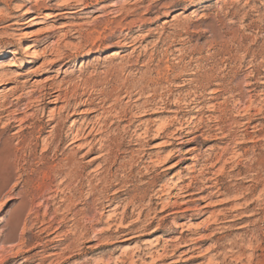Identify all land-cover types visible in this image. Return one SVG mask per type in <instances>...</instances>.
Listing matches in <instances>:
<instances>
[{"label":"rangeland","instance_id":"1","mask_svg":"<svg viewBox=\"0 0 264 264\" xmlns=\"http://www.w3.org/2000/svg\"><path fill=\"white\" fill-rule=\"evenodd\" d=\"M67 1L0 0V108L58 85L71 103L61 148L81 124L106 127L93 150L83 141L66 148L82 166L81 193L63 201L65 189L52 201L60 178L46 194V167L63 157L51 159L58 145L51 128L40 141L39 127L24 130L22 142L13 133L32 113L47 121L63 98L43 103L34 94L9 129L1 120L0 264H264V0H74L75 12L59 14ZM176 129L183 139L171 138ZM108 149L125 155L105 163ZM187 192L196 194L182 204ZM76 203L83 215L54 232ZM56 214L54 226L32 238ZM121 228L136 236L122 241ZM168 248L174 257L156 262Z\"/></svg>","mask_w":264,"mask_h":264},{"label":"bare ground","instance_id":"2","mask_svg":"<svg viewBox=\"0 0 264 264\" xmlns=\"http://www.w3.org/2000/svg\"><path fill=\"white\" fill-rule=\"evenodd\" d=\"M73 1L74 0H69V1H67L64 5H63V9L64 10H62L61 11V13H59V14H65V13H72V12H75V11H72V7L74 6L73 5ZM79 4H82V5H84L85 7L86 6H88L85 2H82V1H80L79 2ZM135 23V22H134ZM134 41V40H133ZM132 41V42H133ZM124 44V43H123ZM126 44L128 45V46H132V44H131V42L130 41H128V42H126ZM33 45H30V47L29 48H31ZM29 48H27V50L29 49ZM121 53V50L120 49H116L115 51H114V54L116 55V54H120ZM89 54V53H88ZM113 55V54H112ZM139 56V55H138ZM167 56V55H166ZM11 60H14L13 58L11 59ZM58 60V59H57ZM54 61H56V60H54ZM54 61H52L51 63H54ZM253 72V71H252ZM181 74V73H180ZM197 79V78H196ZM221 82V81H220ZM254 86V85H253ZM196 89V88H195ZM227 89V88H226ZM219 91V90H218ZM234 91V90H233ZM29 93H31L30 94V97H29V99H26L24 96L22 97V96H16V97H14L13 98V100H15L16 102L15 103H13V102H10V101H8L9 102V104L7 105V107H5V106H1V108H0V123H1V120H3V119H5L6 121L4 122L3 121V128L4 129H9L10 127H11V122L12 121H15V119L14 120H11V118H13L15 115H18L19 113H20V111L19 110H22V109H20V107H21V105H19L20 103H22V101L24 100V99H26V100H28L25 104H23L24 105V109H29L30 108V106L32 105V103H33V101H31L30 100V98L33 100V95L34 94H37L38 93V96H36L34 99L36 100V101H39V102H43L44 103V101H47V102H51V101H54V100H59V99H61V98H63V101H64V105L62 106V107H60L59 108V110H58V113L57 114H54V113H49L48 115H47V121H44L43 119H44V117H45V114L44 113H42V115H41V117H39V115H38V113H35V114H33L32 113V115L31 116H29V117H27V119L26 120H24L23 122H29V120H30V122L25 126V127H22V126H20V130H16L14 133H13V135L15 136V138H17L19 141L18 142H22L23 141V139H24V130H26V129H28V130H33V129H35L36 127H39V129L36 131V133H38L39 134V136L37 135V139L40 141V139H39V137H40V135L42 136V134H44V132H46V130L45 129H47V128H51L49 131H47V132H50L51 134L50 135H53L54 136V138L58 141L57 142V146H56V149H55V151H54V153H53V151H52V153H53V156H52V161H55L56 159H60L59 157H63L62 159H60L59 160V162L57 163V164H50L49 163V165H47V167H46V169H47V172L46 173H49V174H52V176L50 177V178H48V176H46L47 178H48V184H50L49 185V187H48V189H47V193L46 194H48L50 191H52V188H51V183L53 182V180H56V179H59L60 178V182L59 183H57L56 185H57V187H56V189H53V191H54V193H55V195H53V196H51L53 193H51V195L49 196V197H51L49 200H52V201H54V200H56V198H57V196H58V194L59 193H62V192H64V190L66 189L68 192V194H67V196H65V197H63L64 198V200L63 201H69V200H71V199H73L74 197H76L79 193H81L80 191H81V189H82V166H80L79 165V163H77L76 162V160H75V158L72 156V155H70V156H64L65 154H64V151L65 150H67L66 148L68 147V146H71V145H74V144H76L75 146L76 147H78V148H82V144L80 143V142H85L86 144H87V146H89V145H91L89 148L91 149V150H93V143L92 142H94L95 141V138H96V136L97 135H99L100 133H102L103 132V128L104 127H106V124L105 123H102L101 125H100V127H99V129H96L95 128V126L94 125H92L91 127H89V124H87V126L85 127V128H82V124L79 126V127H77L76 129H73V130H71L70 131V133H69V142H68V144H67V147L66 148H64V147H60L61 145H63L65 142H64V140H63V137H62V132H61V129L59 128V126H60V123H61V121H62V118L64 117V113L65 112H67L70 108H71V103H70V100L67 98V90H61L60 89V87L58 86V85H56V86H54V85H52V84H49V85H47V84H44V85H42V87H41V89L40 90H38L37 92L36 91H33L32 90V92H29ZM29 93L28 94H26L27 96H29ZM56 93H58V94H56ZM56 94V95H55ZM191 94V93H190ZM216 95V94H215ZM22 97V98H21ZM214 97V96H213ZM24 98V99H23ZM212 98V97H211ZM72 99V98H71ZM34 100V102H36ZM199 100V99H198ZM149 101V100H148ZM6 102V101H5ZM87 102V101H86ZM192 102H196V101H192ZM236 102V101H235ZM24 103V102H23ZM42 103V104H43ZM89 103V102H88ZM189 103V102H188ZM215 103V102H214ZM40 104V103H39ZM81 104H86V103H84V101L81 103ZM162 104V103H161ZM191 105V104H190ZM196 105V104H195ZM223 105V104H222ZM33 106H35V105H33ZM77 106V105H76ZM105 106V105H104ZM200 106V105H199ZM215 106V105H214ZM32 107V106H31ZM116 107V106H115ZM193 107V106H192ZM196 107V106H195ZM210 107V106H209ZM220 107V106H219ZM12 108V109H11ZM23 108V107H22ZM138 108V107H137ZM198 108V107H197ZM200 108V107H199ZM247 108V107H246ZM93 109V108H92ZM204 109V108H203ZM217 109H219V108H217ZM96 110V109H95ZM117 110V109H116ZM142 111H143V109H141ZM144 110H145V108H144ZM197 110V109H196ZM207 110V109H206ZM213 110H215V108H213ZM168 111V110H167ZM171 111V110H170ZM190 111V110H189ZM202 111V110H201ZM204 111V110H203ZM22 112V111H21ZM127 112V111H126ZM173 112L175 113V111L173 110ZM199 112V111H198ZM91 113V112H90ZM101 113V112H100ZM173 113V114H174ZM246 113V112H245ZM147 114V113H146ZM137 115V114H136ZM143 115V114H142ZM175 115V114H174ZM107 117V116H106ZM177 117H178V115H177ZM200 117H202V116H200ZM96 118V117H95ZM102 118V117H101ZM176 118V117H175ZM247 118V117H246ZM191 119H193V118H191ZM190 119V120H191ZM57 120V122H56V124H54V125H52V126H50L51 125V123L52 122H54V121H56ZM94 120V119H93ZM92 120V121H93ZM107 119H105V117H104V121H106ZM177 120V119H176ZM180 120V119H179ZM97 121H99V120H97ZM118 121V120H117ZM205 121V120H204ZM216 121H218V120H216ZM240 121V120H239ZM22 122V123H23ZM49 122V123H48ZM89 122V121H88ZM90 122H91V120H90ZM94 122H96V121H94ZM172 122V121H171ZM176 122V121H175ZM179 122V121H178ZM177 122V123H178ZM200 122H201V120H200ZM203 122V121H202ZM241 122V121H240ZM249 122H250V120H249ZM83 123V122H82ZM93 123V122H92ZM111 123V122H110ZM173 123H174V120H173ZM182 123V122H181ZM195 123H197V122H195ZM246 123H248V122H246ZM185 124V123H184ZM188 124V123H187ZM200 124V123H199ZM241 124H242V122H241ZM40 125V126H39ZM119 125V124H118ZM172 125H174V124H172ZM178 125V124H177ZM202 125V124H201ZM254 125H256V124H254ZM110 126V125H109ZM125 126V125H124ZM133 126V125H132ZM175 126V125H174ZM179 126V125H178ZM191 126H192V123H191ZM239 126H241V125H239ZM245 126H247V125H245ZM111 127V126H110ZM117 127V126H116ZM115 127V128H116ZM180 127V126H179ZM190 127V126H189ZM198 127V126H197ZM201 127V126H200ZM203 127V126H202ZM243 127V126H242ZM241 127V128H242ZM248 127H250V126H248ZM98 128V127H97ZM123 128V127H122ZM121 128V129H122ZM127 128H129V127H127ZM182 128H183V124H182ZM184 128H186V127H184ZM209 128H212V127H209ZM258 128V127H257ZM120 129V128H119ZM165 129H167V127L165 126ZM170 129V128H169ZM199 129H201V128H199ZM220 129V128H219ZM218 129V130H219ZM256 129V128H255ZM129 130V129H128ZM128 130H126V131H128ZM179 130V131H178ZM176 129V131L173 133V134H171V138L173 139V140H181V139H183L182 137H181V135H182V131H181V129ZM187 130V129H186ZM189 130V129H188ZM195 130V129H194ZM210 130V129H209ZM237 130V129H236ZM253 130V129H252ZM251 130V131H252ZM69 131V130H68ZM106 131H108V130H106ZM123 131V130H122ZM145 131V130H144ZM146 131H147V128H146ZM193 131V130H192ZM212 131V130H211ZM213 131H214V129H213ZM139 132V131H138ZM185 132V131H184ZM191 132V131H190ZM190 132H186V133H190ZM216 132V131H215ZM224 132V131H223ZM246 132V131H245ZM244 132V133H245ZM142 133V132H141ZM137 134V136H140V135H142V134ZM171 133V132H170ZM192 133V132H191ZM217 133V132H216ZM216 133H215V135H216ZM244 133H241L242 134V137H243V134ZM65 134V133H64ZM67 134V133H66ZM133 134V133H132ZM146 134V133H145ZM184 134V133H183ZM203 134V133H202ZM221 134H224V133H220L219 135H220V137H221ZM226 134H228V133H226ZM237 134V133H236ZM236 134H234V135H236ZM135 135V134H134ZM201 135V134H200ZM225 135V134H224ZM251 134L249 133V136H250ZM255 135V134H254ZM136 136V135H135ZM143 137H146V136H144V135H142ZM241 136V135H240ZM246 136V135H245ZM50 137V136H49ZM91 137V140H89L88 141V138H90ZM170 137V136H169ZM216 137V136H215ZM219 137V138H220ZM222 137H225V136H223L222 135ZM221 137V138H222ZM232 137V136H231ZM250 137H252V136H250ZM131 138V137H130ZM142 138V137H141ZM141 138H139V139H141ZM235 138V137H234ZM237 138V137H236ZM248 138V137H247ZM44 139V138H43ZM51 139V138H50ZM65 139V138H64ZM103 139V138H102ZM134 139H136V138H134ZM148 139V138H147ZM194 139V138H193ZM215 139V138H214ZM227 139H229V138H227ZM238 139V138H237ZM25 140V139H24ZM53 140V139H52ZM100 141H103V140H101V139H99ZM124 140V139H123ZM132 140V139H131ZM217 140V139H216ZM240 140V139H239ZM252 140V139H251ZM256 140V139H255ZM46 141V140H45ZM49 141V140H48ZM51 141V140H50ZM49 141V142H50ZM98 141V140H97ZM134 141V140H133ZM132 141V142H133ZM137 141H139V140H137ZM236 141V140H235ZM246 141V140H245ZM254 141V140H253ZM42 142H44V141H42ZM145 142V141H144ZM179 142V141H178ZM228 142V141H227ZM233 142V141H232ZM4 142H2V144H3ZM6 143V142H5ZM5 143H4V145H5ZM46 143V142H45ZM52 143V142H51ZM51 143H49V145L48 144H43L45 147H44V149H42V151H43V155L46 153V152H48V151H50V146L51 145H53V144H51ZM99 143V142H98ZM142 143V142H141ZM147 143V142H146ZM66 144V143H65ZM101 144V143H100ZM240 144V143H239ZM249 144V143H248ZM84 145V144H83ZM243 145V144H242ZM137 146V145H136ZM135 146V147H136ZM145 146V145H144ZM234 146V145H233ZM237 146V145H236ZM249 146V145H248ZM253 146H255V145H253ZM103 147H105L104 146V144L103 145H101V148H98V150H102V148ZM143 147V146H142ZM237 148H239V147H237ZM255 148V147H254ZM106 149V148H105ZM139 149H140V147H139ZM104 150V149H103ZM129 150V149H128ZM132 150V149H131ZM252 150H254V149H252ZM105 151V150H104ZM233 151V150H232ZM238 151V150H237ZM92 152V151H91ZM147 152V151H146ZM244 152V151H243ZM254 152V151H253ZM69 153V152H68ZM125 153V151H117V152H115L114 153V155H113V151L111 150V149H108V152H107V155H108V157L105 159V163H111L112 161H116L117 159H120V155L121 154H124ZM130 153H131V151H130ZM224 153V152H223ZM238 153V152H237ZM255 153V152H254ZM67 154V153H66ZM238 154H241V153H238ZM250 154V153H249ZM1 155V154H0ZM125 155V154H124ZM134 155V154H133ZM137 155H139V154H137ZM141 155H142V152H141ZM140 155V156H141ZM237 155V154H236ZM235 155V156H236ZM144 156V155H143ZM149 156H151V154H149ZM217 156V155H216ZM243 156V155H242ZM250 156V155H249ZM248 155H247V158L249 157ZM45 157H47V156H45ZM101 157V155L100 156H95L93 159H91V161L92 160H96L97 158H100ZM122 157V156H121ZM213 157H214V155H213ZM239 157V156H238ZM245 157V156H244ZM243 157V158H244ZM251 157V156H250ZM253 157H255V156H253ZM142 158V157H141ZM208 158H209V156H208ZM220 158V157H219ZM231 158V157H230ZM122 159V158H121ZM156 159V158H155ZM195 159V158H194ZM241 159H242V157H241ZM240 159V160H241ZM261 159V158H260ZM98 160V159H97ZM149 160V162L151 161H153L154 162V160H151L150 158L148 159ZM159 160V159H158ZM224 160H226V158L224 159ZM51 161V160H50ZM252 161V160H251ZM264 161V160H263ZM57 162V161H56ZM117 162H119V161H117ZM140 162V161H139ZM142 162V161H141ZM225 162V161H224ZM229 162V161H228ZM227 162V163H228ZM146 163V162H145ZM158 163V162H157ZM216 163V162H215ZM152 164H154V163H152ZM102 165V164H101ZM226 165V164H225ZM264 165V164H263ZM204 167V166H203ZM205 167H207L206 165H205ZM224 167V166H223ZM104 168V167H103ZM108 168H109V166H108ZM111 168H112V165H111ZM45 169V170H46ZM207 169V168H206ZM109 170V169H108ZM108 170H106V171H108ZM44 171V170H43ZM112 171V170H111ZM117 171V170H116ZM42 172V171H41ZM113 173V172H112ZM45 174V173H44ZM108 174V173H107ZM255 174V173H254ZM47 175V174H46ZM115 177V176H114ZM242 177V176H241ZM43 178V177H42ZM53 179V180H52ZM149 179V178H148ZM251 179V178H250ZM101 180V179H100ZM73 181H76V182H78V185H77V188H73V190L72 189H69V185L73 182ZM103 181V180H102ZM254 181V180H253ZM121 183V182H120ZM148 183V182H147ZM55 184V183H54ZM54 184L52 185V186H54ZM75 184V183H74ZM113 184V183H112ZM216 184V183H215ZM46 185V184H45ZM121 185V184H120ZM119 185V186H120ZM161 185V184H160ZM61 186H62V189H60L61 188ZM64 186V187H63ZM73 186V185H72ZM112 186V185H111ZM118 186V187H119ZM129 186V185H128ZM162 186H163V184H162ZM188 186L190 187V185L188 184ZM187 185H186V187L187 188H189ZM209 186V185H208ZM213 186V185H212ZM211 186V187H212ZM257 186V185H256ZM55 187V186H54ZM110 187V186H109ZM251 187V186H250ZM111 188V187H110ZM149 188V187H148ZM127 189V188H126ZM145 189H147V188H145ZM164 189V188H163ZM180 189V188H179ZM198 189V188H197ZM207 189V188H206ZM33 190H34V188H33ZM129 190V189H128ZM158 190V189H157ZM204 190V189H203ZM258 190V189H257ZM150 191V190H149ZM161 191V190H160ZM180 191V190H179ZM29 192V191H28ZM127 192V191H126ZM154 192V191H153ZM181 192V191H180ZM196 192H198V191H196ZM248 192V191H247ZM117 193V192H116ZM157 193V192H156ZM161 193H162V191H161ZM182 194V193H181ZM196 194V193H195ZM194 193H192V192H190V193H184V198H187V200L185 201V202H181L182 204H186V203H190L191 201H192V196L193 195H195ZM183 195V194H182ZM92 196V195H91ZM35 197V196H34ZM59 197V196H58ZM79 197V196H78ZM109 197V196H108ZM107 197V198H108ZM241 197H243V196H241ZM62 198V199H63ZM158 198V197H157ZM174 198V197H173ZM175 198H178V197H176L175 196ZM182 198V197H181ZM191 198V199H190ZM34 199V198H33ZM44 199V198H43ZM46 199H48V197L47 198H45V200ZM92 199V197L90 198V200ZM171 199V198H170ZM239 199V198H238ZM59 200V199H58ZM88 200V199H87ZM90 200H88V201H90ZM97 200V199H96ZM122 200V199H121ZM237 200V199H236ZM93 201V200H92ZM113 201H114V199L113 200H109L108 199V202H109V205H107V208L109 207V206H111V204L113 203ZM120 201V200H119ZM62 202V201H61ZM79 202V201H78ZM245 202H246V200H245ZM251 202V201H250ZM59 203V202H58ZM68 203V202H67ZM81 203V202H80ZM86 203V202H85ZM98 203V202H97ZM100 203V202H99ZM150 203V202H149ZM176 203H178V202H176ZM192 203V202H191ZM247 203V202H246ZM66 204V203H65ZM157 204V203H156ZM159 204V203H158ZM180 204V203H179ZM54 205V204H53ZM87 205V204H86ZM153 205V204H152ZM172 205H175V203L173 204V202H172ZM247 205V204H246ZM55 206V205H54ZM57 206V205H56ZM78 206H79V204L78 203H76V204H73L70 208H68L67 209V212H65L66 214H62V215H64L63 216V218H62V220L60 221L59 220V222L57 223V226H55L56 228L54 229V232L55 231H58V230H60L63 226H64V224L66 223V222H68V221H71V220H75L80 214H82V209L80 208H78ZM117 206H119V204L117 205ZM48 207H49V205H48ZM52 207V206H51ZM87 207V206H86ZM89 207V206H88ZM116 207V206H115ZM176 207H180L181 208V206H176ZM248 207H250V205H248ZM57 208V207H56ZM64 208V207H63ZM103 208V207H102ZM113 208V207H112ZM171 208V207H170ZM90 209V208H89ZM187 209H189V208H187ZM187 209H183V210H180V211H186ZM248 209V208H247ZM250 209V208H249ZM262 209V208H261ZM54 210V209H53ZM60 210V209H59ZM63 210V209H62ZM95 210V209H94ZM176 210V209H175ZM86 211V210H85ZM114 211V210H113ZM118 211V210H117ZM175 212V211H174ZM57 213V212H56ZM61 213H62V211H61ZM114 213H116V212H114ZM253 213V212H252ZM60 213L58 212V215H59ZM117 214V213H116ZM46 215V214H45ZM83 215V214H82ZM92 215V214H91ZM94 215H96L95 213H94ZM93 215V216H94ZM100 215V214H99ZM113 215H115V214H113ZM26 216H28V215H26ZM25 216V217H26ZM52 216H54V215H52ZM60 216V215H59ZM69 216H71L70 217V219H68V217ZM86 215H84V217H85ZM87 216H90V215H87ZM25 217H22V218H24L25 219ZM46 217V216H45ZM81 217V216H80ZM157 217V216H156ZM227 217V216H226ZM225 217V218H226ZM230 217V216H229ZM28 218V217H27ZM56 218H57V214L55 215V218H53L51 221L49 220V222H47V223H49L50 225H46L47 227H45V228H43V229H41V227H40V231H39V233L40 234H38V235H34L32 238H34V239H41L42 237L41 236H43V235H41L42 233H45L46 231H49L54 225H53V223L55 222L56 223ZM152 218V217H151ZM18 219V218H17ZM50 219V218H49ZM68 219V220H67ZM80 219H82V218H79L78 220H76V222L77 221H79ZM85 219H86V217H85ZM95 219V218H94ZM20 219H18V221H19ZM48 220V219H47ZM99 220V219H98ZM158 220V219H157ZM44 221V220H43ZM93 221H95V220H93ZM123 221V220H122ZM16 222V221H15ZM21 222H22V220H21ZM23 222H25V221H23ZM46 222V221H45ZM87 222H88V220H87ZM91 222V221H90ZM95 222H97V221H95ZM94 222V224H96ZM99 222V221H98ZM41 223V222H40ZM101 223V222H100ZM27 224V223H26ZM45 224V223H44ZM90 224V223H89ZM120 224V223H119ZM133 224H135V223H133ZM15 227H16V225H14ZM88 226V225H87ZM118 226H121V225H118ZM117 226V227H118ZM134 226V225H133ZM127 227H129V226H127ZM143 227V226H142ZM123 228V227H122ZM121 228V229H122ZM135 228V227H134ZM82 229V228H81ZM80 229V230H81ZM123 230V229H122ZM131 231H133V230H131ZM144 231V230H143ZM38 232V231H37ZM86 232V231H85ZM137 232V231H136ZM47 233V232H46ZM102 233V232H101ZM118 233V232H117ZM135 233V232H134ZM104 234V233H103ZM120 237H122V241H128V240H130V239H133L136 235H133V233L131 234L130 232H126L125 230H123V231H121L120 232ZM45 235H47V234H45ZM81 235V234H80ZM60 236V235H59ZM181 236V235H180ZM55 237H58V235H56ZM118 237V236H117ZM179 237V236H178ZM59 238V237H58ZM116 238V237H115ZM56 239V238H55ZM62 239L64 240V239H67V236L65 235L64 236V238L62 237ZM62 239H60L59 238V241H61ZM183 239V238H182ZM169 240V239H168ZM179 240V239H178ZM192 239H190V241H191ZM58 241V242H59ZM114 241V240H113ZM189 241V242H190ZM78 242V241H77ZM182 242H187V240H183ZM42 242H40V244H41ZM180 243V242H179ZM39 243H38V245H40ZM42 244H44V243H42ZM192 244V243H191ZM45 245V244H44ZM156 245H158L157 243H155L153 246L155 247ZM168 245V244H167ZM180 245V244H179ZM188 244H183L182 245V243H181V245L179 246V248H181V247H186ZM169 246H170V244H169ZM172 246V245H171ZM54 247V246H53ZM177 247V246H176ZM235 247H237V246H235ZM166 248V247H165ZM175 248V247H174ZM172 249V251L171 250H169V248L167 249L168 251H171L172 253L169 255V254H164L163 256H161L160 255V258H158V259H156V262H158V261H163V260H167V259H169V258H171V257H174V254L175 253H173V252H175L176 251V249ZM187 250V249H186ZM217 250V249H216ZM69 251V250H68ZM187 251H190V250H187ZM64 252H65V249H63L62 250V253L60 254V256L59 257H61L62 258V255L64 254ZM53 254V253H52ZM141 254V253H140ZM143 254V253H142ZM145 254V253H144ZM57 256V257H58ZM64 256V255H63ZM51 257V256H50ZM49 257V258H50ZM152 257V256H151ZM68 258L69 257H67V260H68ZM142 258V257H141ZM64 259V258H63ZM155 259V258H154ZM142 260V259H141ZM172 260V259H171ZM238 260V259H237ZM42 261H44V260H42ZM42 261H40V263H38V264H41V262ZM65 261V259L63 260V261H61L60 262V264H62L63 262ZM151 261H154V260H151ZM137 262V261H136ZM155 262V261H154ZM154 262H153V264H154ZM135 263V262H134ZM143 263H145V262H143ZM175 263V261H168L166 264H174ZM147 264V263H146ZM149 264V263H148Z\"/></svg>","mask_w":264,"mask_h":264}]
</instances>
